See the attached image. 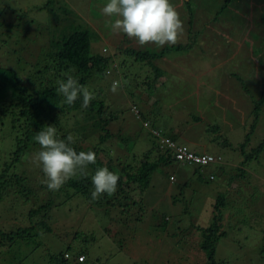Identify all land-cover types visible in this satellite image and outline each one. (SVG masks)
Returning a JSON list of instances; mask_svg holds the SVG:
<instances>
[{
	"label": "rangeland",
	"instance_id": "1",
	"mask_svg": "<svg viewBox=\"0 0 264 264\" xmlns=\"http://www.w3.org/2000/svg\"><path fill=\"white\" fill-rule=\"evenodd\" d=\"M108 2L0 0V39L17 40L0 48V65L15 67L26 81L32 66L48 62L49 52L58 50L59 40L79 29L96 32L93 54L107 49L114 58L107 75L93 71L87 87L95 96L92 101H105L110 121L105 131L94 132V121L82 120L86 138H79L76 130L72 134L87 149L110 131L113 137L102 147L101 167L112 163L119 173L129 166L135 174L146 160L155 140L136 109L154 126L167 127L180 144L219 155L221 161L201 167L174 160L153 173L147 189L126 185L127 198L98 204L81 194L68 200L62 192L51 196L43 189L46 178L30 161L38 145L14 170L27 182L16 185L13 177L10 189L12 197L23 187L31 189L27 195L32 199L24 207L0 205V231L29 230L20 245L0 246V264H65L56 260L68 250L73 258L68 264H77L75 259L84 253L88 264H212L201 245L203 229L214 224L227 233L217 244L216 264H264V149L254 154L264 143V103L259 119L254 104L264 97V0H230L228 6L227 0H171L185 31L176 44L163 47L141 46L113 32L115 17L101 12ZM176 46L190 49L154 61L167 74L165 83L157 82L158 89L150 92L146 80L156 78L154 70L127 59L126 50L159 53ZM13 48L18 56L9 54ZM120 76L122 87L114 94L111 85ZM1 119L0 153L12 156L14 140L4 138L11 130L9 120ZM243 147L254 155L252 160L247 161ZM51 199L55 203L50 210L31 218L32 209Z\"/></svg>",
	"mask_w": 264,
	"mask_h": 264
},
{
	"label": "trees",
	"instance_id": "2",
	"mask_svg": "<svg viewBox=\"0 0 264 264\" xmlns=\"http://www.w3.org/2000/svg\"><path fill=\"white\" fill-rule=\"evenodd\" d=\"M229 2L230 0H227V6L229 5ZM223 8H226V6ZM88 32H90V34ZM7 33L9 32L7 31ZM71 35L65 36L64 39H62L61 41L59 40L57 44H55V49L58 50L55 52H49V54L47 55V59L49 60L48 62L43 61L44 64H40L42 62H39L36 67L32 66L31 70H28V73H30V77H26L27 82L24 81V74L19 73L15 67L10 68L9 66H6L4 64L0 65V115L2 116L1 122L4 123L5 120H9L8 122L11 130L4 138L5 140H14L12 144V156H10L9 154L6 155L4 153H0V205L10 204V207H24L27 202H30V200L32 199L29 197V195H27V193L32 192V190L28 188L25 189V187H23L24 190L18 192L16 191L17 195H13L14 197H12L11 192L13 191H10V189H12L14 186L12 179L13 177H15L16 185H22L24 184V182H27L26 177L17 174L14 170H17L16 167H18L26 152L32 151L33 148H37L38 144L34 141V136L40 130L46 129L47 126H55L57 129L58 138L60 139H64L65 141H67V137L69 135L72 136L73 143L70 146L73 147L77 152L91 150L96 153V163L88 166L87 176L78 175L68 180L58 191L50 190L51 196H54L53 194L60 196L59 192H62L64 193L65 197L68 198V200L76 194H81L88 200L95 201L98 204L109 203L112 201H121L122 197L127 198V196H125L126 189L124 188L126 185L130 187L131 184H138L141 189H147L150 185L153 173L158 168L166 166L175 160L173 151L169 150L168 148L161 149L160 138L154 133L151 134L152 131L147 129L149 132V136L152 137V139H154L155 141L152 144V149L148 151V156L146 155V160L142 162L140 167L136 168V173L134 174L128 171L127 168H129V166L124 167V169H122L119 173L115 172L116 170L113 168L112 163H109L107 168L110 171L117 173L120 177L117 190L111 195L105 193L98 199L92 198L91 194L94 191V186L91 181V174L97 169L102 168L98 163L99 157L103 152L102 147L106 143V141L111 139L113 136L112 134H110V131H107L106 135L99 137V143L93 146V148L86 149L81 144L82 139H77V135H73L72 132L76 130V134H81L79 138H86V127L82 125V120L86 122L93 120L94 125L92 126L94 132H98L99 130L105 131L110 121V118L105 115L107 106L106 103H104L105 101L91 100L88 107L84 108L82 107V96L78 98L71 106L65 104V98L61 94H58L56 91V89L58 88L57 80L66 79V77L62 74L70 73L78 79V82L81 85L87 87L89 81L91 80L90 78L92 77L93 71H100L104 73V75H107L106 71L111 64V60L114 58V55L112 58V55L108 54L109 52L107 49H104L105 52L103 53V55L93 54L92 41H98L96 40V38L98 37V34L96 32L87 31V29H79L78 31L76 30L75 34L71 33ZM15 41L17 42V40ZM15 41L0 39V48H4L7 44H12V42L14 43ZM189 49L190 47L176 46L164 49V51H161L159 53H152L148 51L140 52L135 49H128L125 52V57L127 56L126 58L130 60L135 59L138 63L144 65L148 64L150 66V69L152 71L154 70L153 73H155L156 76V78L154 79L155 81H152L151 76H149L146 80V83L149 91L155 92V90H157L159 86L157 85V82H161V84H164L165 82L163 80L165 79L164 77L167 73L159 67L155 66L154 61L162 59L169 53L188 51ZM16 52L17 50L13 48L9 54H17ZM106 53L108 55H105ZM5 54H7L6 51L5 53L3 52V55ZM16 56H18V54ZM71 69H75V71L70 72ZM114 73L116 75H119L118 72ZM111 76L112 75L110 74L109 77ZM125 77L126 75L124 74V78ZM99 91L103 92L104 88L100 86ZM263 103L264 97L260 101H255L254 103L256 105L255 115L257 119H259L260 117V107H262ZM142 116L145 121H149L153 129L160 133L162 137L171 138V133L166 131L167 127H156L154 126L155 123H152L149 118H144V115ZM79 117H82V119H80ZM194 118L196 119L195 121L200 120L198 117ZM170 132H173V130L171 129ZM171 139L180 144L177 140L174 139V137ZM123 141L125 143L128 142V140ZM2 143L7 144L4 141H2ZM245 147H243L242 152L246 154L247 161H250L254 158V155H247ZM263 149L264 143L261 144L258 150H255L254 154L261 153ZM154 153H157V156L154 155L155 159H152L151 161V154ZM214 156L216 157L217 162L218 160L221 161V156ZM132 168L134 169V167ZM126 175L127 180L125 181L124 176ZM171 179L174 180V177H171ZM42 188L49 190L46 186H42ZM21 197H23V200L21 199ZM54 203V199H51L48 204L40 206L38 210L32 209L29 215L31 216V218H33L34 216L39 215L42 211H48L54 205ZM221 206L222 205H219V207ZM223 206H225V203ZM42 224L46 228H48L47 223L43 222ZM219 225L220 224H214L208 229H203L202 236L204 238V243L201 245V247L203 248V250L209 252V259L212 264H216L215 254L218 242L221 240V238L227 236L226 232L221 231V227ZM28 232L29 230L23 229H18L17 231H13L12 233H5L3 231H0V246H6L7 243H11V246L15 244L20 245V239L23 237V235L28 234ZM70 252V250L66 251L62 254L63 256L56 261L58 263H70L71 259H73L71 255H69ZM67 254L69 255V258L66 257L67 259H65L64 256ZM82 256L85 257V259L88 258L86 253H84ZM78 258L79 256L75 259V262L77 264H88L89 262V259H87V261H79ZM18 264L23 263L22 261H19Z\"/></svg>",
	"mask_w": 264,
	"mask_h": 264
},
{
	"label": "clouds",
	"instance_id": "3",
	"mask_svg": "<svg viewBox=\"0 0 264 264\" xmlns=\"http://www.w3.org/2000/svg\"><path fill=\"white\" fill-rule=\"evenodd\" d=\"M101 12L106 17H115L110 25L113 32L123 33L141 46L174 45L184 35V23L171 0H109ZM62 75L66 79L57 80L56 91L65 98L64 103L71 106L82 96V107L87 108L95 98L93 92L81 85L72 74ZM120 77L121 80L112 82L111 92L114 94L121 87L123 76ZM34 141L40 147L32 154L30 161L41 168L46 178L42 182L51 191H58L68 180L78 175L87 176L88 166L96 163L95 152H77L70 146L73 143L72 136L69 135L67 141L58 138L55 126H47L37 132ZM119 179V175L107 167L97 169L91 177L94 186L92 198L98 199L105 193L113 194Z\"/></svg>",
	"mask_w": 264,
	"mask_h": 264
},
{
	"label": "built area",
	"instance_id": "4",
	"mask_svg": "<svg viewBox=\"0 0 264 264\" xmlns=\"http://www.w3.org/2000/svg\"><path fill=\"white\" fill-rule=\"evenodd\" d=\"M135 112H137L141 119L144 121L142 114H140L137 109L135 110ZM144 126L146 129L154 132V134H156L160 138L161 149L168 148L169 150L173 151L175 160L177 162H180L184 165L189 164L201 167L217 163L216 157L212 154H198L192 151L190 147L185 144H178L169 137H162L160 133L153 129L149 121H144ZM66 257L69 258V255H66ZM83 260H85V257H79V261Z\"/></svg>",
	"mask_w": 264,
	"mask_h": 264
},
{
	"label": "crops",
	"instance_id": "5",
	"mask_svg": "<svg viewBox=\"0 0 264 264\" xmlns=\"http://www.w3.org/2000/svg\"><path fill=\"white\" fill-rule=\"evenodd\" d=\"M208 151V150H207ZM198 153V152H197Z\"/></svg>",
	"mask_w": 264,
	"mask_h": 264
}]
</instances>
